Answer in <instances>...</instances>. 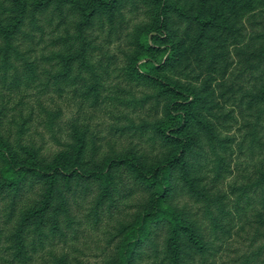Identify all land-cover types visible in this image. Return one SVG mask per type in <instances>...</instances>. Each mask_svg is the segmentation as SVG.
Here are the masks:
<instances>
[{"label":"trees","instance_id":"1","mask_svg":"<svg viewBox=\"0 0 264 264\" xmlns=\"http://www.w3.org/2000/svg\"><path fill=\"white\" fill-rule=\"evenodd\" d=\"M127 7H142L144 15L127 32L131 47L116 68L133 89L107 84V70L95 59L101 46L90 34L94 26L114 29L126 21ZM258 7L264 0H0L1 261L25 263L49 239L75 230L76 206L85 204V216L97 223L143 192L115 226L118 240L102 264H214L235 209L264 183V170L239 188L235 208L205 182L208 172L214 181L223 175L232 137L213 111L209 76L198 81L193 62L216 67L225 43L237 38L233 18ZM254 55L264 60V43ZM67 90L96 103L104 96L122 107L151 105L155 112L136 120L121 110L111 126L118 141L107 143L73 115L62 140L59 113L40 100ZM27 93L40 98L38 122L59 145L49 154L30 132L33 111L20 114ZM13 95L19 99L10 105ZM245 104L262 118L264 82L245 94ZM4 119L10 129L2 127ZM262 254L264 238L239 264H254ZM53 264L70 263L55 256Z\"/></svg>","mask_w":264,"mask_h":264},{"label":"rangeland","instance_id":"2","mask_svg":"<svg viewBox=\"0 0 264 264\" xmlns=\"http://www.w3.org/2000/svg\"><path fill=\"white\" fill-rule=\"evenodd\" d=\"M125 20L116 23L115 28L108 25H97L90 30V34L101 46L95 54L97 62H102L106 71L107 84H116L124 88H132L131 84L121 79L116 69L124 62V53L130 49L127 32L136 21L142 20L143 10L124 9ZM237 28L235 41L226 42L224 57L216 67L193 62L194 72L199 73V80L209 76L212 90L213 111L219 116L224 133L232 137V152L228 155L226 169L218 180H213L211 172L205 174V182L218 193H225V201L235 208L239 196V188L249 180H256L264 170V115L258 120L255 113L246 108L245 94L255 91L264 82V60H258L254 50L264 43L259 36L264 33V7L243 12L233 18ZM138 89V87H136ZM134 89L137 93L138 89ZM110 90V89H109ZM30 90H27V92ZM109 92V91H108ZM110 93V92H109ZM19 95H13L10 105L15 104ZM39 97L27 93L23 98L22 111L26 116L33 111L35 118L32 121V136L43 146V152L49 154L59 148L50 132L38 121L44 116L39 106ZM41 104L52 111L59 113L56 130L62 140L67 138V123L73 115L78 117L81 124L88 126L91 132L96 133L100 141H118L112 135L116 115L122 110L136 120L153 116L155 110L151 105L143 108L122 107L109 97L102 96L98 102H92L67 90L60 96L54 92L41 96ZM18 115L19 111H13ZM9 120L4 119L2 127L9 128ZM256 122V125L254 123ZM152 155L158 152L157 148H149ZM257 191L248 192L249 203L245 197L240 206L235 209L230 225V234L222 242L220 250L215 255L214 264H239L242 255L255 248L264 238V183L254 185ZM143 192H136L133 196L124 199L121 205L106 211L102 220L93 223L85 216L86 207L76 206L79 222L76 229L67 230L64 237L49 239L43 247L32 251L27 262L1 261V264H53L55 256H66L70 264H102L105 258L114 251L118 237H113L115 226L119 220L128 218L135 209L134 204L143 197ZM199 213V205L190 198L182 197ZM3 201L0 200V222L4 224L2 215ZM245 204H248L245 206ZM147 260V259H146ZM213 261V260H211ZM195 264V263H192ZM254 264H264V254Z\"/></svg>","mask_w":264,"mask_h":264}]
</instances>
